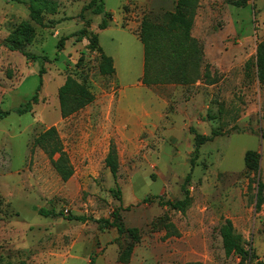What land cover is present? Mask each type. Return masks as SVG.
I'll list each match as a JSON object with an SVG mask.
<instances>
[{
    "label": "rangeland",
    "instance_id": "1",
    "mask_svg": "<svg viewBox=\"0 0 264 264\" xmlns=\"http://www.w3.org/2000/svg\"><path fill=\"white\" fill-rule=\"evenodd\" d=\"M26 0H0V264H264V205L256 208L257 182L264 183V83L257 78V45L264 40V0L236 7L230 0H200L192 36L200 50L201 78L192 85L142 84L144 47L136 36L144 18L164 24L178 0H104L105 16L84 12L90 0H56L45 25L30 19ZM22 22L35 27L26 52L10 51L6 39ZM86 22L89 25L86 26ZM85 28L115 60L116 74L100 72V52L90 40L61 38ZM47 57L43 60V57ZM45 73L40 78L41 68ZM68 76L84 83L93 103L63 119L58 91ZM30 113L15 112L38 86ZM55 126L74 167L64 182L34 138ZM193 127L222 135L195 153ZM117 149L115 179L105 165L110 144ZM261 154L249 174L245 154ZM185 213L164 205L185 197ZM121 190L119 200L112 190ZM157 196L153 201L147 197ZM39 208L86 217L42 216ZM119 211L141 241L101 228L99 219ZM232 220L241 244L257 257L227 256L220 235ZM176 232V233H174Z\"/></svg>",
    "mask_w": 264,
    "mask_h": 264
},
{
    "label": "trees",
    "instance_id": "2",
    "mask_svg": "<svg viewBox=\"0 0 264 264\" xmlns=\"http://www.w3.org/2000/svg\"><path fill=\"white\" fill-rule=\"evenodd\" d=\"M236 7H246L250 0H230ZM28 5L29 16L32 21L39 25H45V14L57 12L58 3L56 0H26ZM200 0H178L175 11L169 12L166 15V22L164 24L155 23L147 17L141 23V29L138 36L144 47V71L142 76V84L151 87L162 83H178L182 85H192L201 78L200 69V50L197 40L192 36V28L195 17L199 9ZM90 11L94 15H105L99 29L104 30L110 24L109 21L112 16L106 11L104 0H90L86 4L80 14L79 18L84 20V12ZM89 22H86V26ZM36 36L35 27L29 22H22L16 26L8 35L6 39L7 48L10 51H21L28 59L35 61L39 58L38 55L25 51V47L32 44ZM70 37H77V41H81L84 37L90 40L91 48H97L100 52V72L104 75H115L116 69L113 58L108 56L103 48L100 46L99 35L92 33L88 36L85 28L63 37L58 43L59 49L63 48L66 40ZM47 57H43L46 60ZM257 78L261 83H264V40L257 45L256 54ZM45 73V68L42 67L39 75L40 78ZM42 84L37 88L35 95L25 103L21 104L15 112L19 115L30 113L33 106L39 102V90ZM60 113L63 119H66L88 105L93 103L95 95L82 82H79L73 76H68L64 84L58 91ZM11 114V111H4L0 109V121ZM194 134L193 142L195 146V153L198 149L208 142L213 141L216 137L222 135L217 129H213L211 134H201L193 127L190 128ZM41 149L49 158L50 163L62 181L67 182L74 174V167L71 164L69 155L64 148L63 140L58 129L52 126L39 135H37L33 142L31 151ZM261 154L254 150H248L245 154V169L251 173H257L260 169ZM194 158L191 159V171L186 176L185 182L182 186L185 197L182 200L175 202H165L164 205L171 207L174 210L183 213L189 208L191 204L190 190L188 184L191 182ZM105 165L109 168L113 177L116 179L119 171V162L117 158V149L114 143L110 144L109 152L105 158ZM114 195L121 200V190H112ZM157 196H149L144 201H153ZM264 205V183L257 182L256 194V208L261 209ZM38 213L42 216H64V213L57 214L53 210L39 208ZM68 220L85 221L86 217L80 216H64ZM98 223L101 228L115 227L120 234L127 233L133 243L129 246V252L134 248L135 243L141 241V234L138 228H126L121 220L119 211L112 213L111 219H99ZM176 233V232H174ZM220 235L223 242V248L227 256L238 255L243 260L249 257H257L254 252H249L241 244L240 240L234 233V224L232 220L226 219L220 228ZM94 258L91 259V264ZM19 264H27L21 262ZM187 264H201L200 262Z\"/></svg>",
    "mask_w": 264,
    "mask_h": 264
},
{
    "label": "crops",
    "instance_id": "3",
    "mask_svg": "<svg viewBox=\"0 0 264 264\" xmlns=\"http://www.w3.org/2000/svg\"><path fill=\"white\" fill-rule=\"evenodd\" d=\"M110 27V25L106 28V29H108ZM105 29V30H106ZM98 30H101V29H98ZM99 35V34H98ZM136 36L139 38V36H138V34H136ZM139 40H140V38H139ZM141 41V40H140ZM142 43V42H141ZM105 52V51H104ZM106 53V52H105ZM108 55V54H107ZM108 56H110V57H112L113 58V56L112 55H108ZM113 61H114V66H115V60H114V58H113ZM115 69H116V67H115ZM116 74V73H115Z\"/></svg>",
    "mask_w": 264,
    "mask_h": 264
},
{
    "label": "water",
    "instance_id": "4",
    "mask_svg": "<svg viewBox=\"0 0 264 264\" xmlns=\"http://www.w3.org/2000/svg\"><path fill=\"white\" fill-rule=\"evenodd\" d=\"M102 16H105L104 14Z\"/></svg>",
    "mask_w": 264,
    "mask_h": 264
}]
</instances>
